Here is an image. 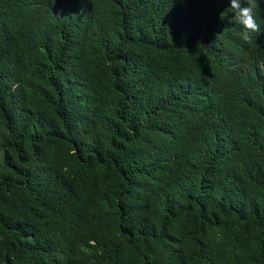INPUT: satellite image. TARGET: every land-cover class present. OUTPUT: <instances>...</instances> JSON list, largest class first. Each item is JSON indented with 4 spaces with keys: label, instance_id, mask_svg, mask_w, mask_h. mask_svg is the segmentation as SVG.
I'll return each mask as SVG.
<instances>
[{
    "label": "trees",
    "instance_id": "trees-1",
    "mask_svg": "<svg viewBox=\"0 0 264 264\" xmlns=\"http://www.w3.org/2000/svg\"><path fill=\"white\" fill-rule=\"evenodd\" d=\"M254 16L0 0V264H264Z\"/></svg>",
    "mask_w": 264,
    "mask_h": 264
},
{
    "label": "clouds",
    "instance_id": "clouds-1",
    "mask_svg": "<svg viewBox=\"0 0 264 264\" xmlns=\"http://www.w3.org/2000/svg\"><path fill=\"white\" fill-rule=\"evenodd\" d=\"M256 7L257 0H245V6H242L241 0H230V8L234 12V19L243 27L240 35L244 41H249L252 38L251 33L260 31V25L256 22L254 16Z\"/></svg>",
    "mask_w": 264,
    "mask_h": 264
}]
</instances>
